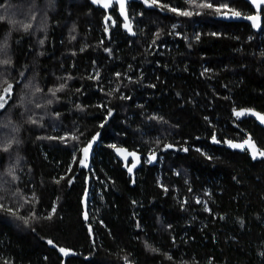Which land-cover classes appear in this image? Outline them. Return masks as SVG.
<instances>
[{
	"label": "trees",
	"instance_id": "1",
	"mask_svg": "<svg viewBox=\"0 0 264 264\" xmlns=\"http://www.w3.org/2000/svg\"><path fill=\"white\" fill-rule=\"evenodd\" d=\"M201 2H132L129 37L116 7L0 0V264H264V159L226 148L264 151L232 116L264 114V11L254 32ZM115 146L142 154L134 174Z\"/></svg>",
	"mask_w": 264,
	"mask_h": 264
},
{
	"label": "water",
	"instance_id": "2",
	"mask_svg": "<svg viewBox=\"0 0 264 264\" xmlns=\"http://www.w3.org/2000/svg\"><path fill=\"white\" fill-rule=\"evenodd\" d=\"M138 1L139 0H123V10H121V6H120V3L118 2V0H110L109 7H107V8L104 7V3L109 2V0H100V2H98V3H93V0H89L90 4L93 7L101 9L106 14H108L109 10H111L112 7L115 6L118 18L121 21V30L129 37H134L136 34H135L133 25H132L130 17H129L127 7L132 2H138ZM244 1L246 3H248L253 10V13L251 15H247V16L256 15L259 17V25H260L259 27H253L252 21H250L248 19H244L245 15H240L239 17H235V16H232L231 13H229L227 16L222 15L221 18L225 21H228V22L246 23L251 27V29L254 32H259L262 28V22H263L262 11H264V5H260L259 7H257V5L252 2V0H244ZM122 11H123V14H122ZM125 24L130 25L131 31H129L128 28L125 27ZM245 110H249V111H245ZM235 111H244L245 112L244 115L237 118L235 115V112L233 111L232 116L236 120L240 121L242 119L250 118L260 128H262L264 130V123H261V121L257 118V116L251 114L252 112H255V113H258L260 115H264L263 113L255 110V109H251V108H240V109H235ZM249 138L250 137H248L245 140H249ZM245 140L239 141V142L227 141L226 142V148L231 150V151H237L240 153L246 151L249 158L254 160V161L264 159V157L259 156V151H263V150H260L251 138H250V144L254 143L256 146V150H257V155H256L255 159H253L252 149L250 148L249 144L244 145L243 149L231 147L229 144V142L231 144H244ZM85 147H87V146H85ZM85 147H83L80 151V158H81V160L84 161V164L83 165L81 164V166H83L85 169H88L90 166V162H91V158H92V154H93V148L92 147L89 148L87 157H85L84 152H83V149ZM167 149H170V147L167 146ZM112 153L114 155V158L121 164L122 169L126 170L128 175L134 174L141 166L142 154H140L138 152L129 151L128 149L121 147V146H115L112 149ZM133 153L135 155H132ZM148 159H149V161H152V160L155 161L156 156L154 154L148 155ZM129 162H130V164H129ZM129 168L132 169L131 172H129V170H128ZM86 203H87V192H85V194L83 196V217L85 220L87 219V211H86V208H87L86 205L87 204Z\"/></svg>",
	"mask_w": 264,
	"mask_h": 264
},
{
	"label": "snow or ice",
	"instance_id": "3",
	"mask_svg": "<svg viewBox=\"0 0 264 264\" xmlns=\"http://www.w3.org/2000/svg\"><path fill=\"white\" fill-rule=\"evenodd\" d=\"M98 2H100V0H93V3H98ZM118 2L120 3L121 10H123V0H118ZM145 2L147 3L148 0H145ZM151 2L152 3H156V0H151ZM252 2L254 4H256L257 7H259L260 5H264V0H252ZM109 3H110V0H109V2L104 3V7L105 8L109 7ZM195 7L212 9L213 11L217 12L218 14H221V15H224V16H227L229 14V12H231V15L232 16H235V17H239L241 15L240 12H237V11H234L232 9H229L228 8V5H226V4H223V5H220V6H214L210 2V0H203V2L198 3V4H195ZM225 9H227V11H224ZM171 10L172 11H177L176 9H171ZM122 14H123V11H122ZM178 14L179 15H190L191 13L185 11V12H178ZM109 19H110V17H109ZM244 19H248V20L252 21L253 27H259L260 26L259 25V17L256 16V15H253V16H245ZM125 27L128 28L129 31H131L130 25L125 24ZM198 38L199 37H197V39ZM3 63L6 64V63H9V61L5 60V61H3ZM11 89H12V85L11 84H8L7 87L3 89V94H0V109H2L5 106V104L7 103V98H10ZM245 111H249V110H245ZM234 112H235V115H236L237 118H239V117H241L242 115L245 114L244 111H235L234 110ZM251 114L257 116V118L261 121V123H264V115H260V114L255 113V112H252ZM213 142L214 143L217 142L215 136H213ZM229 144H230L231 147L241 148V149H243L244 145L249 144L250 145V148L252 149L253 159L256 158V155H257L256 146H255L254 143H251L250 144V138H249V140H245L244 141V144H231L230 142H229ZM8 147H10V145H6L5 148H4V150L6 151ZM90 147H91V144H89L87 147H85L83 149V152H84L85 157H87L88 150H89ZM186 150L187 149H185V151ZM197 150L199 151V149H197ZM132 155H135V154L133 153ZM259 156L264 157V151H259ZM80 163L83 165L84 164V161L81 160ZM128 170H129V172L132 171L131 168H129ZM205 210L207 211L208 209L206 208ZM52 211L55 212V208H53ZM48 243L49 244H52V241H48ZM60 251L62 253H65V255H67V252H66L65 249L61 248ZM6 264H7V262H6Z\"/></svg>",
	"mask_w": 264,
	"mask_h": 264
},
{
	"label": "rangeland",
	"instance_id": "4",
	"mask_svg": "<svg viewBox=\"0 0 264 264\" xmlns=\"http://www.w3.org/2000/svg\"><path fill=\"white\" fill-rule=\"evenodd\" d=\"M145 162H146V163L148 162V159H147V158L145 159ZM92 196H93V193H92V192L89 193L90 203H93V198H92ZM91 201H92V202H91Z\"/></svg>",
	"mask_w": 264,
	"mask_h": 264
},
{
	"label": "flooded vegetation",
	"instance_id": "5",
	"mask_svg": "<svg viewBox=\"0 0 264 264\" xmlns=\"http://www.w3.org/2000/svg\"><path fill=\"white\" fill-rule=\"evenodd\" d=\"M113 7H115V6H113ZM129 164H130V162H129Z\"/></svg>",
	"mask_w": 264,
	"mask_h": 264
},
{
	"label": "bare ground",
	"instance_id": "6",
	"mask_svg": "<svg viewBox=\"0 0 264 264\" xmlns=\"http://www.w3.org/2000/svg\"><path fill=\"white\" fill-rule=\"evenodd\" d=\"M121 25V24H120Z\"/></svg>",
	"mask_w": 264,
	"mask_h": 264
}]
</instances>
